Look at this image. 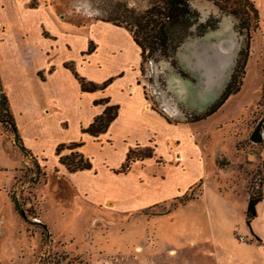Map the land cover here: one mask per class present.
<instances>
[{
    "label": "rangeland",
    "instance_id": "374dc122",
    "mask_svg": "<svg viewBox=\"0 0 264 264\" xmlns=\"http://www.w3.org/2000/svg\"><path fill=\"white\" fill-rule=\"evenodd\" d=\"M48 1L56 15L77 23L112 18L118 3L142 9L149 0ZM37 3L24 2L28 7ZM190 4L201 18L212 8L209 13H218L212 0ZM213 34L190 35L179 45L180 72L155 56L141 62L152 107L161 112L165 102L177 111L173 120H189L217 97L244 37L236 34L225 43L210 39ZM250 35L238 90L191 122L190 153L180 162L177 150L159 144V162L151 156L132 169L127 177L130 203L80 196L57 170L20 148V138L12 140L7 122L0 123V264H264V186L258 183L264 146L248 139L260 109L264 23L258 20ZM134 152L151 153L147 146ZM248 192L262 195L247 224ZM11 194L24 215L14 208ZM158 196L160 200L147 203Z\"/></svg>",
    "mask_w": 264,
    "mask_h": 264
},
{
    "label": "crops",
    "instance_id": "0c3cea01",
    "mask_svg": "<svg viewBox=\"0 0 264 264\" xmlns=\"http://www.w3.org/2000/svg\"><path fill=\"white\" fill-rule=\"evenodd\" d=\"M46 1L28 7L25 0H0V84L17 133L29 153L57 170L80 196L94 202L130 203L127 177L132 169L151 156L159 162V144L181 152L176 161L180 162L190 153L193 121L173 120L177 111L165 102L160 103L161 112L150 105L140 76V48L126 27L101 18L75 23L65 14L56 15V8ZM253 2L264 23V0ZM210 11L213 8L205 16ZM208 32L214 33L210 39L223 42L236 36L227 14L203 35ZM185 53L181 55L189 58ZM176 57L182 65L178 49ZM66 63L85 80L98 84L106 80L105 84L81 89ZM110 104L116 110L106 127L95 134L84 130ZM71 142L77 144L69 147ZM57 144H62L58 153ZM145 146L149 156L133 159L124 171L116 170L129 149ZM71 151L86 158L89 167L69 170L59 161ZM157 200L160 196L147 203Z\"/></svg>",
    "mask_w": 264,
    "mask_h": 264
},
{
    "label": "trees",
    "instance_id": "16d2710c",
    "mask_svg": "<svg viewBox=\"0 0 264 264\" xmlns=\"http://www.w3.org/2000/svg\"><path fill=\"white\" fill-rule=\"evenodd\" d=\"M212 1L216 5L218 13H209L204 18H201L199 11L191 6L190 0H149L147 5L142 9H137L126 3H118L115 10L116 16L107 18V20L115 24L123 25L130 31L133 41L140 48L141 62L145 58L146 61L152 62L153 59L151 56H155L156 59L167 61L176 72H180L181 64L175 57L179 45L190 35L201 36L206 31L217 27L221 14H228L231 16L234 31L238 36L244 37V42H241L236 51L234 65L222 90L204 109L191 115L189 119L191 121L209 115L230 94L238 90L241 83L242 69L248 54V43L251 37L250 32L257 27L259 20L258 10L253 0ZM141 62L140 65H142ZM66 65L73 70L70 64L66 63ZM73 73L79 81L80 88L84 90L102 87L106 81L104 80L98 84L90 80H85L82 76L77 75L74 70ZM257 104L260 106V109L252 119V126L248 133V139L264 146V76ZM115 110V104L106 105L100 114L94 116L93 120L84 130L92 134L103 130L109 120L114 116ZM6 122L9 124L8 130L12 134V140L15 142L20 137L17 133L12 114L8 108L7 98L0 84V123L5 126L4 124H6ZM76 144V142H71L68 146L70 147ZM23 147V144L20 145V148ZM61 147L62 144H57L55 152L58 153ZM149 155L150 153L138 154L135 153L133 149H129L126 152L124 161L116 170L124 171L128 168L129 163L133 159ZM59 161L64 163L69 170L89 167V162L86 158L72 151L69 154L60 155ZM258 183L264 186V169L259 175ZM261 195L262 192H248L244 209V216L247 224L249 219L255 215V203L260 200ZM10 197L13 201L14 208L21 215H24L15 196L11 194ZM187 198L188 196H185L181 198L179 202L182 203ZM43 263L49 264V260L43 261Z\"/></svg>",
    "mask_w": 264,
    "mask_h": 264
},
{
    "label": "bare ground",
    "instance_id": "6f19581e",
    "mask_svg": "<svg viewBox=\"0 0 264 264\" xmlns=\"http://www.w3.org/2000/svg\"><path fill=\"white\" fill-rule=\"evenodd\" d=\"M180 153H179L178 150L175 152V160H179L180 159V156H181Z\"/></svg>",
    "mask_w": 264,
    "mask_h": 264
}]
</instances>
